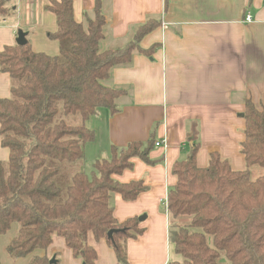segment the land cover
Instances as JSON below:
<instances>
[{"label": "trees", "instance_id": "16d2710c", "mask_svg": "<svg viewBox=\"0 0 264 264\" xmlns=\"http://www.w3.org/2000/svg\"><path fill=\"white\" fill-rule=\"evenodd\" d=\"M11 1L0 0L1 20L14 14ZM48 1L46 10L56 18V30L48 37L58 42L59 54L34 53L28 40L0 51V71L11 81L10 97L0 99V144L9 151L8 161L0 162V235L17 224L7 247L12 259L45 250L59 236L74 257L94 264L96 252L87 244L91 233L105 240L119 264H127L126 241L142 229L136 218L117 223L110 198L118 194L131 201L145 186L142 181L119 183L113 175L131 168L132 158L151 163L153 139L112 147L108 158L93 163L89 175H72L62 203L54 202L60 195L53 181L58 170L47 161L83 163L84 146L94 141L86 121L100 108L114 114L115 101L125 94L105 86L111 69L129 64L134 52L150 56L156 46L142 50L139 42L160 22L149 19L124 46L101 50L105 20L100 0H94L93 17L84 24L73 18L72 0ZM60 114L77 115L80 122L71 125ZM243 118L239 150L244 170H233L216 152L199 168L196 146L173 164L176 184L165 203L169 241L181 261L167 264H264V175L250 176L252 167L264 168V107L247 100ZM110 230L117 232L108 239ZM29 264L49 260L34 257Z\"/></svg>", "mask_w": 264, "mask_h": 264}, {"label": "crops", "instance_id": "0c3cea01", "mask_svg": "<svg viewBox=\"0 0 264 264\" xmlns=\"http://www.w3.org/2000/svg\"><path fill=\"white\" fill-rule=\"evenodd\" d=\"M100 1L105 20L101 50L124 46L149 19L160 25L139 42L142 50L156 46L150 56L134 52L129 64L111 69L105 86L125 94L115 101L114 114L100 108L86 121L94 141L84 146V172L93 170L96 160L108 158L112 147L152 138L151 163L132 158L131 168L113 175L119 183L142 181L145 191L131 201L113 194L110 204L117 223L144 217L138 221L142 233L126 241L127 264L178 261L164 205L176 184L172 166L196 146L199 168L216 152L233 170L245 169L239 150L245 128L241 113L247 100L264 107V0ZM48 5V0H17L14 14L0 19V51L16 44L21 29L34 53L57 56L59 44L48 37L56 30V18L46 10ZM93 9L94 0H72L78 23L92 18ZM248 13L250 23L245 21ZM10 87L9 75L0 71V99L9 98ZM8 159V149L0 144V162ZM17 230L12 224L0 235L1 264H29L34 257L53 259V264H83L59 236L45 250L12 260L6 249ZM87 244L96 252L94 264H119L105 240L89 233Z\"/></svg>", "mask_w": 264, "mask_h": 264}, {"label": "rangeland", "instance_id": "374dc122", "mask_svg": "<svg viewBox=\"0 0 264 264\" xmlns=\"http://www.w3.org/2000/svg\"><path fill=\"white\" fill-rule=\"evenodd\" d=\"M16 4H17V0L11 1V6H15ZM19 30H21V29H19ZM58 118L65 120L67 123H69L71 125H77L80 122L79 117L77 115L66 117V116H63L62 114H60V116ZM47 166L56 168L58 170V174L54 178L53 181H54L55 185L59 188L60 195L58 196V198H56L54 200V202L62 203L66 199V191H67L68 186L70 185V180H71L72 175H74L75 173H77L79 171H84L83 163H80V162L68 163V162H59V161H55V160H48ZM85 171H86L85 173L89 175L90 172L92 171V169L85 170ZM262 175H264V168L263 167L254 166L250 169V176L252 179L259 177V176H262ZM139 218H141V217H139ZM182 221H183L182 219L179 220V222H182ZM185 221H187V220H185ZM14 225H17V224H14ZM208 241L210 242L211 239L208 238ZM2 255H3V252H2ZM175 255L177 256L178 261H181V258L177 254H175ZM12 260H15V259H12ZM51 260L52 259H50L49 262ZM0 264H1V262H0ZM2 264H6V263H2Z\"/></svg>", "mask_w": 264, "mask_h": 264}, {"label": "water", "instance_id": "95a60500", "mask_svg": "<svg viewBox=\"0 0 264 264\" xmlns=\"http://www.w3.org/2000/svg\"><path fill=\"white\" fill-rule=\"evenodd\" d=\"M15 43L16 45H19V46H23L26 44V33L23 32L22 30H18L17 31V37L15 39ZM241 117H243V114H241ZM144 219V217H141L138 219L139 222H141L142 220ZM117 232V230H110L108 233H107V238L108 239H111L112 238V235ZM54 263V260L52 259L49 264H53Z\"/></svg>", "mask_w": 264, "mask_h": 264}, {"label": "built area", "instance_id": "2783aa9c", "mask_svg": "<svg viewBox=\"0 0 264 264\" xmlns=\"http://www.w3.org/2000/svg\"><path fill=\"white\" fill-rule=\"evenodd\" d=\"M245 21H246L247 23H250V22L252 21V17L250 16L249 13L245 16ZM155 146H161V144H160V143H155ZM164 205H165V207H166V203H165V202H164Z\"/></svg>", "mask_w": 264, "mask_h": 264}]
</instances>
